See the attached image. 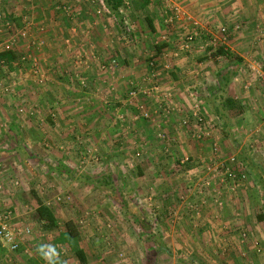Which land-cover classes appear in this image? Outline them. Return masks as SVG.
Wrapping results in <instances>:
<instances>
[{
  "label": "crops",
  "instance_id": "obj_1",
  "mask_svg": "<svg viewBox=\"0 0 264 264\" xmlns=\"http://www.w3.org/2000/svg\"><path fill=\"white\" fill-rule=\"evenodd\" d=\"M170 1L151 0L142 6L137 0H126L127 11L132 9L137 16L131 14L129 19L121 11L123 22L119 26L126 28L125 24H130L124 23L127 19L135 30L134 36L130 33L132 42L125 43L112 24L114 16L95 0H2L0 8L6 6V11L23 20L0 21V52L11 45L17 58L16 49L25 48L23 57L37 60L38 68L40 62L45 77L40 79L39 75L38 83L29 79L25 70L24 80L21 77L13 86L16 93L0 91V171L27 144L42 146L48 137L57 145L62 143L60 148L68 144L77 152L86 150H78L80 145L74 140L84 142L82 148L93 152L127 154L129 148L139 149L144 139L150 143L166 132L180 140L178 146L184 152L205 153V144L194 139L198 110L210 121L230 123L232 130L238 131L234 137L245 136V144L252 142V136L264 135V79L260 75L264 70V0H176L185 17L176 15ZM137 3L141 6L134 8ZM147 17L153 20V29ZM222 27H227V33L221 32ZM191 30H197L201 37L186 51L183 37ZM69 40L71 45L65 47ZM153 43L166 46L157 52ZM221 46L232 55L215 54ZM91 51L99 57L116 55L119 63L107 73L94 58L78 71L76 58ZM15 60L7 62L12 71L18 69H13ZM78 76L86 77L89 91L75 87ZM55 81L63 86L47 91ZM73 89L80 90L79 94ZM227 98L235 104L225 119L215 113L212 101ZM21 104L39 110L50 106L56 111L49 119L41 112L37 117L27 113L20 116L17 110ZM143 112L150 117L145 118ZM48 121L52 123L50 129L46 128ZM215 135L224 136L217 131ZM22 137L26 141L23 144ZM152 143L147 144L151 153L158 148ZM235 144L239 146V142ZM1 181L7 182L0 173ZM2 254L16 256L11 264H44L39 257L31 259L20 251H0ZM88 258L86 264H102L91 260L89 254ZM79 262L76 259L73 263Z\"/></svg>",
  "mask_w": 264,
  "mask_h": 264
},
{
  "label": "rangeland",
  "instance_id": "obj_2",
  "mask_svg": "<svg viewBox=\"0 0 264 264\" xmlns=\"http://www.w3.org/2000/svg\"><path fill=\"white\" fill-rule=\"evenodd\" d=\"M5 7L1 5L0 21L23 20ZM127 9L125 4L122 11L129 19L131 14L137 16ZM68 17L71 19L73 15ZM113 19L119 36L126 39L125 43L132 42L130 33L134 36L135 31L132 21L126 19L124 23L130 24H125V28ZM6 29L7 26L4 33ZM71 43L69 40L65 47ZM157 45L153 43L155 50ZM23 49H16L20 55L15 60L16 71L0 59V91L4 93H16L13 86L21 77L24 80L25 70L30 73L29 79L40 83L41 63L37 70L33 60L23 57ZM91 59L98 60L100 69L107 73L111 70H104V64L115 59L114 70L119 63L116 55L99 57L91 51L76 58L75 68L80 71L91 64ZM43 77L45 74L40 79ZM79 77L75 87L89 91L86 77ZM51 85L47 91H53L50 90L53 86H63L56 81ZM80 90L72 91L79 94ZM17 111L20 116L27 113L29 117L41 112L43 118L49 119L56 110L50 106L39 110L21 104ZM207 122L200 126L209 134L200 138L194 131L195 141L207 148L201 154L184 152L178 146L180 140L166 132L159 133L150 143L144 139L139 149L129 148L127 154L116 150L93 152L82 148L84 142L74 140L80 145L78 150H86L77 152V148L72 150L68 144L60 148L62 143L57 145L49 137L43 138L46 144L42 140V146H22L24 150L15 153L16 159H10L6 168H1L4 171H0L2 179L7 180L0 182V208L12 209L16 224L33 228L34 237L26 241L20 252L36 259L38 244L55 243L67 264H74L76 257L71 249L57 240L64 221L72 218L80 226L82 246L90 259L102 264L109 261L113 264H264V220L258 218L264 214V135L260 132V138L252 136V142L245 144V136L234 137L238 131L234 132L230 123L208 119ZM51 124L48 121L46 128L50 129ZM216 131L224 136L217 138ZM24 139L20 138V143H25ZM152 142L158 144L153 153ZM147 144H151L149 148ZM105 177H111L114 187L99 183ZM37 196L55 211L59 228L46 229L37 219ZM0 256V264H11L16 257Z\"/></svg>",
  "mask_w": 264,
  "mask_h": 264
},
{
  "label": "trees",
  "instance_id": "obj_3",
  "mask_svg": "<svg viewBox=\"0 0 264 264\" xmlns=\"http://www.w3.org/2000/svg\"><path fill=\"white\" fill-rule=\"evenodd\" d=\"M105 7V9L115 17L119 21V23L123 22L122 15V7L125 6L126 0H98ZM141 3L142 6H147L151 3V0H137ZM147 21L150 27L153 29L154 24L153 20L150 17H147ZM166 46V44L157 45V52L162 51V49ZM215 54H229L228 51L224 49V47H219L215 52ZM0 59L5 60L7 62L13 61L16 59V55L12 50H5L0 52ZM216 100V99H214ZM233 100L227 98L224 101L216 102L212 101V107L215 113L221 118L228 119V110L229 108H234ZM25 164H28L25 160ZM111 178V177H110ZM105 177V180L100 181L99 183L102 185L114 187L112 184V179ZM38 205L36 207V216L40 222L43 223L44 228L46 229H55L59 228L60 221L55 213V211L49 205L45 204L38 196H37ZM261 221L264 220V214H260L258 217ZM59 242L66 244L77 260H79L82 264H86L89 261L88 254L85 248L82 246V232L78 223L72 219L68 218L64 221L62 230L60 231L59 237L57 238Z\"/></svg>",
  "mask_w": 264,
  "mask_h": 264
},
{
  "label": "built area",
  "instance_id": "obj_4",
  "mask_svg": "<svg viewBox=\"0 0 264 264\" xmlns=\"http://www.w3.org/2000/svg\"><path fill=\"white\" fill-rule=\"evenodd\" d=\"M169 6L176 13L177 16H186V14L181 10L179 4L176 0H171ZM239 28V25L236 26V29ZM227 27H222L221 32L227 33ZM201 35L197 30H191L186 33L183 37L182 47L184 50L188 51L192 48L195 40L200 39ZM11 46V45H10ZM10 46H7L6 49L9 50ZM27 58V57H25ZM114 63L116 60H111L108 64L103 65L104 70H112L114 68ZM33 64L38 70L37 60H33ZM261 77L264 79V70L260 72ZM0 86H2L0 84ZM133 96H136V91H132ZM143 116L148 118L150 114L148 112H143ZM196 122L198 129L196 132L201 138L205 134H209L208 131H204L200 125H205L207 118L204 113H201L200 110L196 112ZM208 123V122H207ZM234 160V158L232 159ZM232 174V173H231ZM233 176H236L233 174ZM2 186H0V189ZM16 215L10 208H0V251H6L8 253H15L22 249V245L26 243L27 240L32 238L33 228L29 225L16 224L14 221Z\"/></svg>",
  "mask_w": 264,
  "mask_h": 264
},
{
  "label": "clouds",
  "instance_id": "obj_5",
  "mask_svg": "<svg viewBox=\"0 0 264 264\" xmlns=\"http://www.w3.org/2000/svg\"><path fill=\"white\" fill-rule=\"evenodd\" d=\"M35 252L44 264H67L62 258L61 249L55 243H40L36 246Z\"/></svg>",
  "mask_w": 264,
  "mask_h": 264
}]
</instances>
